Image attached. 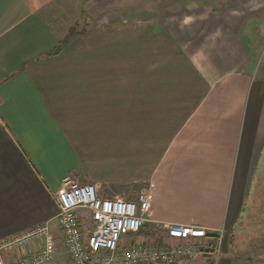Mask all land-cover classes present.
<instances>
[{"label":"crops","instance_id":"obj_1","mask_svg":"<svg viewBox=\"0 0 264 264\" xmlns=\"http://www.w3.org/2000/svg\"><path fill=\"white\" fill-rule=\"evenodd\" d=\"M83 12L86 34L48 57ZM261 29L264 0H0V191L14 189L6 204L0 197V241L51 221L49 264H71L53 194L72 181L113 199L136 187L153 200L140 241L127 240L184 245L158 234L201 227L208 250L173 264L211 263L207 235L235 223L261 171ZM10 135L26 141L51 188L33 186ZM40 245L5 254L6 264Z\"/></svg>","mask_w":264,"mask_h":264},{"label":"built area","instance_id":"obj_2","mask_svg":"<svg viewBox=\"0 0 264 264\" xmlns=\"http://www.w3.org/2000/svg\"><path fill=\"white\" fill-rule=\"evenodd\" d=\"M152 200V193L145 190L137 193L136 199L103 198L97 185L76 181L53 194L57 209L55 225L62 232L71 264H173L181 256L208 250L207 245L201 243L206 231L197 226L168 227L171 237L188 241L183 246L164 244L158 247L129 243V240L124 244L123 237L138 233L148 221ZM81 209L88 210L92 216L93 229L87 237L81 226ZM51 228V221H48L1 240L0 264H6L5 254L34 242L41 244L39 250L13 264L52 263L56 253L50 237ZM195 239L198 242L193 243Z\"/></svg>","mask_w":264,"mask_h":264},{"label":"rangeland","instance_id":"obj_3","mask_svg":"<svg viewBox=\"0 0 264 264\" xmlns=\"http://www.w3.org/2000/svg\"><path fill=\"white\" fill-rule=\"evenodd\" d=\"M261 30L258 31L256 36V46L258 51H260L258 59L259 64L260 62H264V29L262 31ZM10 139V141L17 146L19 156L26 161L28 170L32 171V173H34V175L40 180L39 184L37 183V185L33 186L37 190H40V188L42 189L43 187L45 189L51 188V184L46 175L47 173L39 167L37 161L31 155L29 149L27 148L26 141L22 140L20 135H10ZM260 163L259 169H261V171L259 170L260 173H256L258 180L252 184V187L249 191H247V195L245 194L242 197L239 211L240 213L237 214L238 217L236 216L237 219L235 223L230 225L232 222L230 218L225 228V232L222 231V233H220V245L218 246L219 250L215 253L207 252L206 255L209 257L208 260L211 262L209 264H264V153ZM2 174H4V172H2ZM21 186L22 187L19 189L24 188L23 184ZM13 190L14 189L8 188V191L4 192L2 187L0 197H2L5 204L8 198L13 196L10 195L11 192H14ZM22 195L19 196V198H23ZM126 196V198L130 197L131 199H136L135 196H137V194L134 189H132ZM117 198L123 199L122 197ZM2 203L3 202L0 200V206ZM84 220L86 223L90 220L89 212L85 213ZM167 233L168 234L160 231L158 234L160 240L168 242L170 240L168 237V235L170 236V233L169 231ZM131 236L132 238H130ZM128 238L131 239L132 242L134 239L136 242L140 241L139 238H134L133 235H127L125 238L123 237L124 244ZM176 240L180 241L181 239L175 238L173 241ZM131 241L129 240V243H131ZM196 242H198V240H193V243ZM201 243L203 242L201 241ZM190 257L192 256H187L184 260H190ZM61 259L66 260V257L63 256ZM178 260L179 258L177 261Z\"/></svg>","mask_w":264,"mask_h":264},{"label":"trees","instance_id":"obj_4","mask_svg":"<svg viewBox=\"0 0 264 264\" xmlns=\"http://www.w3.org/2000/svg\"><path fill=\"white\" fill-rule=\"evenodd\" d=\"M91 24V20L89 17L83 12L81 14L80 19L73 24L65 34V36L59 41V43L56 45V47L47 54L48 57L55 56L61 53V51L67 47L72 41L79 38L82 35H85L89 26ZM123 190L128 191V188H123ZM134 190L137 191L136 187H134ZM145 225V224H144ZM207 237L211 240V246L213 249H217L220 242V235L219 234H212L207 235ZM182 245V244H180ZM214 253L216 251H213Z\"/></svg>","mask_w":264,"mask_h":264}]
</instances>
